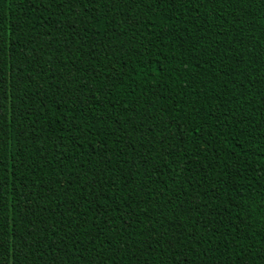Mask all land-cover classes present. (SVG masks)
<instances>
[{
    "label": "trees",
    "instance_id": "16d2710c",
    "mask_svg": "<svg viewBox=\"0 0 264 264\" xmlns=\"http://www.w3.org/2000/svg\"><path fill=\"white\" fill-rule=\"evenodd\" d=\"M0 261L264 264V0H0Z\"/></svg>",
    "mask_w": 264,
    "mask_h": 264
},
{
    "label": "snow or ice",
    "instance_id": "6c2138e0",
    "mask_svg": "<svg viewBox=\"0 0 264 264\" xmlns=\"http://www.w3.org/2000/svg\"><path fill=\"white\" fill-rule=\"evenodd\" d=\"M0 151H2V149H0ZM0 264H4V262L3 261H0Z\"/></svg>",
    "mask_w": 264,
    "mask_h": 264
}]
</instances>
